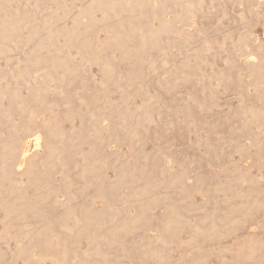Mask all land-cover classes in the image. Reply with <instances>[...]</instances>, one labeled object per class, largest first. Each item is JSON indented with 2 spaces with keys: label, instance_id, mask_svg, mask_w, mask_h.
I'll list each match as a JSON object with an SVG mask.
<instances>
[{
  "label": "rangeland",
  "instance_id": "rangeland-1",
  "mask_svg": "<svg viewBox=\"0 0 264 264\" xmlns=\"http://www.w3.org/2000/svg\"><path fill=\"white\" fill-rule=\"evenodd\" d=\"M0 22V203L52 186L12 221L68 206L19 249L0 204V264H264V0H0ZM29 132L33 161L54 153L26 181Z\"/></svg>",
  "mask_w": 264,
  "mask_h": 264
},
{
  "label": "bare ground",
  "instance_id": "bare-ground-1",
  "mask_svg": "<svg viewBox=\"0 0 264 264\" xmlns=\"http://www.w3.org/2000/svg\"><path fill=\"white\" fill-rule=\"evenodd\" d=\"M85 1V0H84ZM104 1V0H103ZM134 1V0H133ZM169 3H171V2H173L174 0H167ZM37 3H39V1L37 2ZM105 3V2H104ZM37 6H38V4H37ZM41 6H42V4H41ZM6 8V7H5ZM73 12V11H72ZM16 13V12H15ZM28 14V13H27ZM26 14V12H24V15H27ZM21 15H22V11H21ZM23 15V16H24ZM195 15V14H194ZM3 16H5V15H3ZM13 16V15H12ZM23 16H22V20H24V18H23ZM78 16V15H77ZM25 17V16H24ZM28 17V16H27ZM26 17V18H27ZM26 18H25V20H26ZM29 18V17H28ZM14 19H16V18H14ZM13 19V20H14ZM19 19H20V17H19ZM49 19V18H48ZM48 19H46V21L48 20ZM51 19V18H50ZM81 19V18H80ZM5 20V19H4ZM9 20V19H8ZM11 20H12V18H11ZM17 20V19H16ZM187 20V19H186ZM27 21V20H26ZM29 21V20H28ZM45 21V20H44ZM45 21V22H46ZM51 21V20H50ZM49 21V22H50ZM1 23V22H0ZM100 23V22H99ZM50 25V24H49ZM95 25V24H94ZM1 26V25H0ZM29 28H31V27H29ZM38 29V28H37ZM36 29V30H37ZM40 29V28H39ZM31 32V31H30ZM38 34V36L39 37H42V38H47L48 36V33L47 32H44V31H42V32H40V33H37ZM151 37V36H150ZM182 37V36H181ZM32 38V37H31ZM11 40V39H10ZM19 40V39H18ZM32 40V39H31ZM37 40V39H36ZM151 40V39H150ZM35 42V41H34ZM7 45V44H6ZM10 45V44H9ZM36 45V44H35ZM4 46V45H3ZM145 47V46H144ZM4 48H6V47H4ZM2 49V48H1ZM30 49H31V47H30ZM146 50V49H145ZM7 51L8 50H6V53H7ZM13 50H11V52H12ZM14 52V51H13ZM35 52H36V50H35ZM37 53V52H36ZM146 54V53H145ZM7 55H8V57H11L12 59L11 60H13L14 58H13V55L11 54V53H7ZM32 55V54H31ZM257 55V54H256ZM16 56V55H15ZM141 56V55H140ZM250 58V57H249ZM139 59H141V58H139ZM61 61V64H62V66L64 67V73H65V75L67 74V75H70L71 73H73L74 71H75V66L73 65V63L72 62H69V61H65V60H60ZM143 61V60H142ZM264 61V60H263ZM154 62V61H153ZM261 62V61H260ZM250 63V62H249ZM143 64V63H142ZM154 64H156V60H155V62H154ZM254 64V63H253ZM253 64H251V65H253ZM258 65V64H257ZM48 66V65H47ZM152 66H154L153 65V63H152ZM58 67V66H57ZM56 67V68H57ZM260 67V66H259ZM106 69V68H105ZM38 70V69H37ZM261 70V69H260ZM259 70V71H260ZM35 73V72H34ZM264 73V72H263ZM262 73V74H263ZM261 74V73H260ZM34 75V74H33ZM65 77V76H64ZM256 77V76H255ZM263 80V79H262ZM256 82V81H255ZM254 82V83H255ZM257 82H259L258 81V79H257ZM264 83V81L262 82V84ZM74 84V83H73ZM260 86V85H259ZM258 87V86H257ZM257 89V88H256ZM243 90V89H242ZM255 94V93H254ZM260 95V94H259ZM254 97H256V96H254ZM245 104V103H244ZM248 104V103H247ZM251 104V103H250ZM249 106V105H248ZM254 111V110H253ZM131 114V113H130ZM74 115H76V113H74ZM136 115V114H135ZM255 115V114H254ZM73 116V115H72ZM71 116V117H72ZM132 116V114L130 115V117ZM253 116V115H252ZM130 117H129V119H130ZM132 118H133V121H135V118H134V114H133V116H132ZM151 118V117H150ZM27 119V118H26ZM72 119V118H71ZM128 119V120H129ZM152 119V118H151ZM3 120H5L6 121V127H8V128H10V127H12L13 126V116H12V114H11V112L9 111V110H7V109H2V108H0V124H1V122L3 121ZM52 120V119H51ZM55 120H57V119H55ZM140 120V119H139ZM250 120V119H249ZM132 121V120H131ZM251 121V120H250ZM95 122V121H94ZM126 123V122H125ZM141 123V122H140ZM32 124V123H31ZM251 124V123H250ZM117 125H119V124H117ZM126 125V124H125ZM254 125V124H253ZM29 126H30V124H29ZM40 126V125H39ZM127 126L129 127V124H127ZM130 126H131V123H130ZM84 127V126H83ZM35 128V127H34ZM39 128V127H38ZM54 128V127H53ZM125 128V127H124ZM132 128V127H131ZM217 128V127H216ZM128 129V132H129V128H127ZM136 129V128H135ZM138 129V128H137ZM48 130V129H47ZM47 130H45L46 132H47ZM73 131V130H72ZM77 131V130H76ZM80 131V130H79ZM35 132V131H34ZM33 132V134H31L30 135V133H32V132H29V137H31V138H28L25 142H24V147H23V149L20 151V153L18 154V157L16 158L17 159V163L15 164V171H17V172H21V171H23V169H24V164L26 163V161H29L28 162V167H27V169L21 174V176L23 177V179L24 180H26V181H29L30 180V176H29V172H30V170H32V169H34V167L36 166V164H39L40 166H43V164H45L47 161H48V159L50 158L49 156L51 155V154H53L54 152H53V147L52 146H49V148L47 149V153H46V156H45V158L43 157V159H40L39 158V160H37V159H35L34 158V161L35 160H37V161H33L31 158L32 157H36V155L38 154V152H39V146H40V139H41V135H40V133H38V132H36V133H34ZM49 132V131H48ZM75 132V131H74ZM128 132H127V130H126V133H127V135H128ZM238 132V131H237ZM25 133V132H24ZM27 133H28V131H27ZM42 133H44L45 134V132H42ZM68 133V132H67ZM71 133V132H70ZM73 133V132H72ZM79 133V132H78ZM81 133V132H80ZM79 133V134H80ZM125 133V132H124ZM130 133V132H129ZM140 134V133H139ZM56 135V134H55ZM69 135V134H68ZM75 135H76V133H75ZM130 135V134H129ZM136 135H138V134H136ZM25 136V135H24ZM134 136H135V134H134ZM16 137V136H15ZM45 137H46V135H45ZM51 137V136H50ZM49 137V138H50ZM66 137V136H65ZM72 137V136H71ZM126 138V137H125ZM134 138H136V137H134ZM12 139H14V138H12ZM46 139V138H45ZM81 139H83V138H81ZM80 139V140H81ZM138 139V138H137ZM51 140H53L52 138H51ZM61 140V139H60ZM130 140V139H129ZM131 140H133V139H131ZM9 141H11L12 142V140H10L9 139ZM30 141H34V148H32L33 150L29 153V150L28 149H26V146H27V144L30 142ZM65 141V140H64ZM74 141V140H73ZM44 142V141H43ZM69 142V141H68ZM125 142H126V140H125ZM130 142V141H129ZM134 142V141H133ZM70 143V142H69ZM72 143V142H71ZM78 143V142H77ZM31 144V143H30ZM32 144H33V142H32ZM72 144H74V143H72ZM79 145H80V141H79V143H78ZM130 144H132V143H130ZM75 145V144H74ZM77 145V144H76ZM75 145V146H76ZM45 145L43 144V147H44ZM97 146V145H96ZM99 148H100V146H98ZM76 148H77V146H76ZM102 148V147H101ZM44 149V148H43ZM93 149H94V147H93ZM41 150V149H40ZM59 150V149H58ZM67 150V149H66ZM104 150V149H103ZM159 150V149H158ZM60 151V150H59ZM64 151V150H63ZM105 151V150H104ZM94 152V151H93ZM100 152V151H99ZM106 152V151H105ZM111 152H113V151H111ZM243 152V151H242ZM101 153V152H100ZM13 154V153H12ZM17 155V154H16ZM65 157V156H64ZM7 158V157H6ZM100 158V157H99ZM90 159V158H89ZM117 159H119V158H117ZM13 160V159H12ZM87 160V159H86ZM97 160V159H96ZM93 161H94V159H93ZM105 161V160H104ZM119 161H120V159H119ZM88 161H86V163H87ZM8 163V162H7ZM75 163V162H74ZM89 163V162H88ZM99 164H100V166H101V163H100V161L98 162ZM83 164V163H82ZM90 164V163H89ZM104 164H106V163H104ZM153 164V163H152ZM91 165V164H90ZM89 165V166H90ZM107 165V164H106ZM157 165V164H156ZM155 165V166H156ZM96 166V165H95ZM69 167V166H68ZM143 167V166H142ZM10 168V167H9ZM12 168V167H11ZM89 168V167H88ZM104 168H105V165H104ZM155 168V167H154ZM107 169H108V167H107ZM106 169V170H107ZM10 170V169H9ZM13 170V169H12ZM105 170V171H106ZM142 170V169H141ZM148 170V169H147ZM38 170L36 169L35 171L33 170L32 171V173H36ZM95 171H97V173H98V171L99 170H95ZM123 171H125V170H123ZM8 172V171H7ZM11 172V171H10ZM104 172V171H103ZM126 172V171H125ZM143 172V171H142ZM151 172V171H150ZM153 172V171H152ZM35 173L34 174H32V176L33 175H35ZM73 173V172H72ZM102 173V172H101ZM122 173V172H121ZM175 173V172H174ZM105 174V173H104ZM176 174V173H175ZM2 175V174H1ZM68 175V174H67ZM153 175V174H152ZM172 175H174V174H172ZM234 175V174H233ZM38 175H36V177H37ZM143 176V175H142ZM230 176H232V175H230ZM240 176V175H239ZM35 177V178H36ZM91 177V176H90ZM93 177V176H92ZM99 177V176H98ZM153 177H155L154 175H153ZM152 177V178H153ZM157 177V176H156ZM182 177V176H181ZM200 178V177H199ZM239 178V177H238ZM100 179V178H99ZM98 179V180H99ZM172 180L173 181H175V178L173 179L172 178ZM177 180H178V177H177ZM37 181V180H36ZM76 181V180H75ZM226 181V180H225ZM238 181V180H237ZM237 181H235V182H237ZM246 181V180H245ZM2 182V181H1ZM42 182V181H41ZM46 182V181H45ZM105 182V181H104ZM147 182V181H146ZM145 182V183H146ZM150 182H152V181H150ZM202 182V181H201ZM40 183V182H39ZM48 183L49 182H46L44 185H48ZM144 183V184H145ZM158 183H159V181H158ZM172 183V182H171ZM177 183V182H176ZM257 183V182H256ZM42 183H40V185H41ZM105 184H106V182H105ZM111 184H113V183H111ZM148 184V183H147ZM146 184V185H147ZM156 184L157 183H155V187H156ZM199 184V183H198ZM226 184H227V182H226ZM248 184V183H247ZM91 185V184H90ZM93 185V184H92ZM97 185V184H96ZM118 185V184H117ZM135 185V184H134ZM134 185H132V186H134ZM141 185H143V183L141 184ZM157 185H159V184H157ZM174 185V184H173ZM218 185H219V183H218ZM16 186H18V185H16ZM16 186H14L15 188H16ZM108 186L110 187V185H108L107 184V186H106V189L108 188ZM140 185H138V187H139ZM221 186V185H220ZM230 186H231V184H230ZM41 187V186H40ZM46 187V186H45ZM44 187V188H45ZM264 187V186H263ZM18 188V187H17ZM42 188V187H41ZM47 189H46V192H45V194H41V193H39V192H36V194L34 195V197H28V196H26L23 192H16L15 194H13V199H12V202L11 203H0L1 205H2V207H3V210H4V212L6 213V216H5V219H4V226H5V228H10L11 226H13V225H17V227H18V230H17V238L16 239H18V247H19V249L22 247V245L24 244V242L25 241H27V240H30V239H32L35 235L37 236V235H39L40 234V236L42 235L41 233L42 232H46V231H49V230H51L50 229V225H51V220H52V218L53 217H51V216H57L58 214H66L67 213V210H68V206L67 205H62L61 207H60V209L59 210H57L55 213H53V215H51L50 216V218H45V219H42V218H34V220L33 221H28V222H25V221H23V220H20V222H15V221H12V219H11V216H10V214L11 213H13L15 210H17V209H22V210H25V209H28V210H34V203H35V201H37L38 199H41V200H43V199H46V198H50L51 197V195L54 193V191H53V188H52V186H49V187H46ZM111 188V187H110ZM109 188V189H110ZM152 188V187H151ZM154 188V187H153ZM215 188V187H214ZM224 188V187H223ZM234 188H235V186H234ZM257 188V187H256ZM112 189V188H111ZM146 189H147V187H146ZM145 189V190H146ZM175 189V188H174ZM174 189H172V190H174ZM193 189V188H192ZM195 189V188H194ZM222 189V188H221ZM225 189V188H224ZM224 189H223V192H224ZM258 189V188H257ZM132 190H133V188H132ZM204 190V189H203ZM217 190V189H216ZM230 190V189H229ZM249 190H250V188H249ZM107 191V190H106ZM189 191V190H188ZM208 191V190H207ZM233 191H234V189H233ZM238 191H239V189H238ZM87 192V191H86ZM95 192V191H94ZM93 192V193H94ZM113 192V191H112ZM142 192V191H141ZM150 192V191H149ZM173 192V191H172ZM178 192H180V191H178ZM206 192V191H205ZM209 192V191H208ZM247 192V191H246ZM262 192V191H261ZM260 192V193H261ZM90 193H91V191H90ZM107 193V192H106ZM136 193H137V189H136ZM144 193H145V191H144ZM147 193H148V191H147ZM189 193V192H188ZM215 193V192H214ZM213 193V194H214ZM217 193V192H216ZM215 193V194H216ZM225 193V192H224ZM241 193V192H240ZM256 193H257V190H256ZM264 193V192H263ZM96 194H97V191H96ZM105 194V193H104ZM103 194V195H104ZM111 194H113V193H111ZM111 194H110V196H111ZM156 194V193H155ZM155 194H153L154 196H155ZM160 194H162V193H160ZM166 194V193H165ZM164 194V195H165ZM170 194H171V192H170ZM183 194H185V193H183ZM214 194V195H215ZM230 194H231V191H230ZM244 194V193H243ZM254 194V193H253ZM86 195V194H85ZM140 195V194H139ZM142 195L144 196V194H143V192H142ZM142 195H141V197H142ZM148 194H146V196H147ZM172 195H174V193L173 194H171V196ZM189 195V194H188ZM202 195H204V194H202ZM259 195V194H258ZM154 196H153V198H154ZM158 196V195H157ZM162 196V195H161ZM251 196V195H250ZM130 197H132V194H130ZM139 197V196H138ZM149 197V196H148ZM165 197V196H164ZM167 197V196H166ZM263 197V196H262ZM101 198H104V197H101ZM134 198V197H133ZM143 198V197H142ZM150 198H152L151 196H150ZM189 198V197H188ZM187 198V199H188ZM223 198V197H222ZM232 198V197H231ZM32 199H35V201H32ZM51 199V198H50ZM144 199V198H143ZM142 199V200H143ZM157 199V202L158 201H160V198L158 199V197L156 198ZM233 199V198H232ZM240 199H241V196H240ZM262 199H264V198H262ZM106 200V199H105ZM147 200L149 201V198H147ZM163 200V199H162ZM175 200H177V199H175ZM253 200V199H252ZM257 200V199H256ZM101 201V200H100ZM108 201V200H107ZM133 201V200H132ZM135 201V200H134ZM133 201V202H134ZM146 201V200H145ZM148 201H146V203L148 202ZM156 201V200H155ZM181 201H182V198H181ZM222 201V200H221ZM247 201V200H246ZM254 201V200H253ZM252 201V202H253ZM104 202V201H103ZM138 202V201H137ZM140 202V201H139ZM250 202V201H249ZM105 203H107V202H105ZM141 203H142V201H141ZM141 203H138V204H141ZM152 203V202H151ZM154 203V202H153ZM161 203V202H160ZM176 203V202H175ZM243 203H246L245 201L243 202ZM65 204V203H64ZM103 204V203H102ZM145 204V203H144ZM154 204H156V203H154ZM178 204H179V202H178ZM228 204V203H227ZM174 205V204H173ZM56 206V205H55ZM67 206V207H66ZM76 206V205H75ZM105 206V205H104ZM138 206V205H137ZM142 206V205H141ZM146 206H148V205H146ZM151 206H152V204H151ZM177 206V205H176ZM246 206V205H245ZM248 207H249V205H247ZM259 206V205H258ZM262 206V205H261ZM57 207V206H56ZM174 207V209H176L175 208V206H173ZM247 207V208H248ZM59 208V207H58ZM57 208V209H58ZM73 208H74V206H73ZM76 208V207H75ZM89 208H91V207H89ZM117 208H119V207H117ZM145 208V207H144ZM180 208V207H179ZM188 208V207H187ZM227 208V207H226ZM230 208V207H229ZM251 208V207H250ZM84 209H86V208H84ZM182 209V208H181ZM244 209H245V207H244ZM256 209H257V207H256ZM75 210V209H74ZM96 210V209H95ZM94 210V211H95ZM106 210V209H105ZM143 210V209H142ZM147 210H149L148 208H147ZM171 210V209H170ZM192 210V209H191ZM53 211V210H52ZM69 211H71V208L69 209ZM69 211H68V213H69ZM98 211H99V209H98ZM101 211V210H100ZM111 211V210H110ZM129 211V210H128ZM139 211V210H138ZM144 211H145V209H144ZM143 211V212H144ZM208 211V210H207ZM214 211H216V210H214ZM232 211V210H231ZM252 211V210H251ZM91 213H92V211H90ZM96 212V211H95ZM150 212H151V209H150ZM149 212V213H150ZM219 212V211H218ZM50 213V212H49ZM71 213H72V211H71ZM116 213V212H115ZM139 213V212H138ZM148 213V214H149ZM205 213V212H204ZM212 213H213V211H212ZM26 214V213H25ZM110 214V213H109ZM128 214V213H127ZM144 214V213H143ZM176 214V213H175ZM243 214H244V212H243ZM50 215V214H49ZM114 215H116V214H114ZM226 215V214H225ZM225 215H224V218H225ZM235 215V214H234ZM68 216H69V214H68ZM71 216H72V214H71ZM70 216V217H71ZM93 216H95V215H92V217L91 218H93ZM142 216V215H141ZM173 216V215H172ZM211 216H212V214H211ZM229 216V215H228ZM240 216V215H239ZM238 216V217H239ZM24 217V216H23ZM140 217V216H139ZM205 217V216H204ZM204 217H203V219H204ZM230 217V216H229ZM236 217V216H235ZM241 217V216H240ZM250 217V216H249ZM201 218V217H200ZM226 218H228L227 216H226ZM225 218V219H226ZM57 219H58V217H57ZM206 219V218H205ZM215 219H216V217H215ZM234 219V218H233ZM244 219V218H243ZM131 220V219H130ZM211 220V219H210ZM56 221H58V220H56ZM129 221V220H128ZM139 221V220H138ZM168 222L167 223H169V220H167ZM196 221V220H195ZM199 221V220H198ZM202 221V220H201ZM206 221H207V219H206ZM236 221H238V220H236ZM235 221V222H236ZM53 222V221H52ZM85 222H88V221H85ZM137 223H139V222H137ZM208 223V222H207ZM210 223H211V221H210ZM238 223H239V221H238ZM110 224V223H109ZM115 224V223H114ZM140 224V223H139ZM190 224V223H189ZM99 225V224H98ZM116 225V224H115ZM115 225H113V227L115 226ZM127 225V224H126ZM129 225V224H128ZM201 225V224H200ZM86 226V225H85ZM101 226V225H100ZM137 226V225H136ZM169 226V225H168ZM168 226L166 227V228H168ZM190 226V225H189ZM202 226V225H201ZM217 226H218V224H217ZM82 227V226H81ZM80 227V228H81ZM118 227V229H119V232L121 231L120 230V225L119 226H117ZM140 227V226H139ZM219 227V226H218ZM222 227V226H221ZM227 227V226H226ZM53 228H55V226L54 227H52V229ZM110 228H112V227H110ZM194 228V230H195V227H193ZM83 229H84V225H83ZM231 229V228H230ZM234 229V228H233ZM172 230H174V229H172ZM199 230V229H198ZM197 230V231H198ZM200 231V230H199ZM49 233V232H48ZM221 233V232H220ZM46 234V233H45ZM46 235H48V234H46ZM125 235V234H124ZM196 235H197V233H196ZM219 235V234H218ZM261 235V234H260ZM55 236V235H54ZM44 237H46L45 235H44ZM48 237V236H47ZM46 237V238H47ZM200 237V236H199ZM196 238V237H195ZM194 238V239H195ZM111 239V238H110ZM240 239V238H239ZM34 240V239H33ZM115 240V239H114ZM200 240V239H199ZM99 241V240H98ZM248 241H249V239H248ZM197 242H198V240H197ZM201 242V241H200ZM240 245V244H239ZM262 245H263V243H262ZM224 246V245H223ZM242 246H244V248H246V249H248L249 251H256L257 250V242L255 241V240H250L249 242H247L246 244H244L243 243V245ZM258 246L260 247L261 246V244L259 245L258 244ZM98 247V246H97ZM236 248V247H235ZM219 249V248H218ZM228 249V248H227ZM226 249V250H227ZM239 250L241 249V248H238ZM247 250V251H248ZM241 251V250H240ZM235 252V251H234ZM239 252V251H238ZM238 252H237V254H238ZM236 253V252H235ZM241 253V252H240ZM16 254V253H15ZM253 254V253H252ZM3 255V254H2ZM48 255H51V254H48ZM98 255V254H97ZM233 255V254H232ZM245 255H246V253H245ZM105 256V255H104ZM107 256V255H106ZM40 257H42V255L40 256ZM81 257V256H80ZM79 257V258H80ZM23 258H25V257H23ZM43 258H45L44 256H43ZM43 258H42V260H43ZM46 258H47V256H46ZM82 258V257H81ZM205 258V257H204ZM235 258V257H234ZM240 258V257H239ZM1 259H2V257H1ZM26 259H27V261H29L30 259L29 258H27L26 257ZM26 259H25V261H26ZM40 259V258H39ZM86 259V258H85ZM206 259V258H205ZM82 260H84L83 258H82ZM200 260H202V257H201V259ZM237 260V259H236ZM31 261H33V260H31ZM80 261V260H79ZM94 261V260H93ZM92 261V262H93ZM75 262H78V261H75ZM84 262V261H83ZM87 262V261H86ZM28 263V262H27ZM89 263V262H88ZM98 263V262H97ZM225 263H227V262H225ZM28 264H30V262L28 263ZM33 264H34V262H33Z\"/></svg>",
  "mask_w": 264,
  "mask_h": 264
}]
</instances>
